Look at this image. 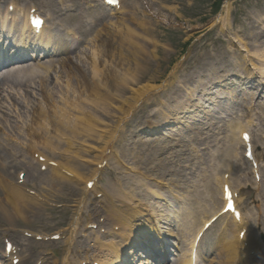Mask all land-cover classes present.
Instances as JSON below:
<instances>
[{
  "label": "rangeland",
  "instance_id": "1",
  "mask_svg": "<svg viewBox=\"0 0 264 264\" xmlns=\"http://www.w3.org/2000/svg\"><path fill=\"white\" fill-rule=\"evenodd\" d=\"M0 1L10 2L12 0ZM14 1L19 2L20 5L31 3L41 12L49 14L54 26L61 22L66 24V28L70 27L76 31L80 39L71 41L74 43L73 50L67 56L72 59L73 64H79L82 67L79 73L86 74L87 77L91 62L87 48L89 47L87 41L90 36L99 35L100 43L106 45L108 52L111 50L112 53H123V49L119 45L120 30L108 38L102 31V26L111 20V16L115 18V15L113 11L101 7L99 1L65 0V3L71 6L72 11L68 12L64 10L65 8L62 7L59 0ZM89 1L96 6L95 9H89ZM227 7H229V21L228 25L226 22L225 32H223L220 17L226 16L224 10ZM94 10L97 13L92 16L90 12ZM57 11L60 16L55 14ZM121 12L125 20L129 21L130 25L135 28V32L146 39L143 42L146 49L156 50L157 57L145 55L147 60L140 62L146 69L143 75L146 78L145 84L149 83L147 81L150 77H154L155 85L159 86L163 83L168 85L171 82V79L168 81L169 77L175 73L182 82L186 81L185 84L188 88H191L194 87L195 83H199V77L205 73V70L211 71L213 66H216L217 70L223 68L224 71H243L249 75V71H246V65L243 69L245 63L242 61V57L240 60V56L245 52H242L235 43L232 45L228 36L233 38L239 34L252 51L254 50L253 47L260 49L264 44V0H127V5ZM70 15H74L75 18L68 19ZM88 20L94 22L89 25ZM88 27L90 31L86 32ZM135 32L131 35L128 31L125 40L126 49L130 46V39H136ZM153 41L156 42L155 45ZM125 53L127 52L125 51ZM76 55L81 56L84 61L77 63ZM145 56L142 58L146 59ZM63 57L65 56L61 54L58 57L51 56L44 58L40 63L36 61L27 65L42 74L45 72L43 67L54 65L53 69L56 67V72L60 74L61 78H64L65 75L58 64V61L62 60ZM131 59L132 63L130 64L133 66L136 58L131 57ZM100 62L103 64L100 66L101 70L106 69V66L111 64V60L107 65L103 59ZM247 63L251 69L250 62ZM207 74L211 73L207 72ZM54 76H56L55 72L49 79L42 80L37 77L33 84L21 88L22 91L20 88L11 85L0 88V93L10 97L9 102H3L6 108L4 112L0 113L2 129L0 142L6 147L3 149L5 156L0 157V180L11 184H20L27 179L24 184L20 185H24L23 187L28 191V194L36 195L37 203H39V206H32L31 211L27 213L28 220L26 223L10 215L14 223L9 224L5 216L0 213V246L2 248L6 236V238L20 245V255L26 258L24 264L38 262L42 256L49 257L52 263L53 260H56L60 264L67 256L70 246L65 245L66 239L54 240L53 236L57 232L70 228L78 220V230L74 236L70 255L80 261L85 258L86 252H92L93 234L97 235L104 230L108 233L110 230L111 225L106 217L96 213L104 207V194L111 193L113 187L129 190L133 194L131 190L133 187L135 193L133 198L136 199L131 203L143 205L145 214H154L157 218L160 217L163 224L165 223L164 227L169 229L172 235L178 239L180 246L184 245L187 250L189 239L193 237V231L189 234V229L192 228V224L197 218L198 220L201 218L205 209H211L214 206L213 203L217 198L214 186L223 181L224 174L229 172L230 182L234 188L238 189V192H241L240 206L247 217H251L253 220L254 234L261 243L259 252L262 259L258 263L263 262L262 264H264V243L259 236V233H264L263 87L251 83V86L256 87L258 85V87L241 91L239 89L240 84H234L233 80H230L227 82L228 87L230 90L236 91L237 98L235 99L238 100L237 105H233V108L229 109V111H233L231 118L222 119V115L226 111L228 112L227 106H225L228 104L225 97L231 99L229 94L217 93L216 96L220 98L219 101L223 105L216 104L211 107L205 102L208 110L203 109L202 112H196V119L192 121L193 125H189L190 122L186 123V129H179V127L186 121V115L189 113H185V109L180 107L181 104H179L180 109L175 104H163L161 100L169 98V95L174 93L173 91L178 90L181 94L179 102L187 104L190 102V92L188 94L179 87L182 90L180 91L176 81L172 88L167 87L161 90L158 95L149 96L147 101L137 106L127 121L128 124L126 123L124 128L127 131L126 136L122 135L123 132L120 133L115 145L117 147L113 149L114 153L107 150L108 156L103 160V163L105 162L104 167L101 172L93 177L95 186L81 203L84 196L81 189L85 188V180L83 182H79V178L70 180L68 185H63V188L58 192V188L50 190L45 186L51 172L50 168L48 167L47 170L44 167L41 168L40 163L31 155L29 149V133L37 115L33 109L35 99L46 96L48 89L58 93L59 85L53 78ZM259 76L261 77V75ZM90 77L91 74L89 80ZM256 79L258 80V78ZM213 82L217 81L213 80ZM119 83H121V79H119ZM11 92H14L15 95ZM202 94L203 92L200 93L199 97ZM26 95L28 96L27 101L23 103V97ZM15 96H17L16 99ZM170 102L169 99L167 103ZM173 110H178L179 115H176L172 120L173 125L169 127V131L161 130L151 134L152 126L154 128L164 126L166 119L164 116L166 114L173 115L171 114ZM251 116L254 117L252 129L254 146L261 164L258 183L254 181L250 164H245L241 160L244 149H239L240 156L235 160L234 149L228 147L227 142L230 141L232 134L230 125L235 120H242L243 123H246V120ZM107 122H111L110 117L107 118ZM137 143L138 145H136ZM146 143L152 144L146 146L144 145ZM80 151L82 154L76 163L84 168L81 171L83 174L86 175L89 170L100 168L101 165L93 164L91 159L85 161V159L93 158L97 154L103 155L100 151ZM44 153L52 165L62 159L69 158L67 153L62 150H46ZM1 162H3V166ZM247 165H249V169H247ZM29 166L31 170L26 174V169ZM224 166L227 167L222 171ZM19 174H22L21 178ZM156 181H161L164 184L165 200L162 204L157 203V196L151 192V189H155L154 182ZM212 191L211 197H215V199L209 196ZM45 195H48L49 198L47 199ZM111 200L116 201L115 199ZM0 203L5 206L8 205V201L3 197L1 187ZM152 205H157L158 208H155L154 211ZM121 207L124 210L123 206ZM170 213H174L172 215L176 216H170V221H173V224L168 223L167 218H164V215H171ZM193 217L196 219L194 220ZM93 225L99 227L92 229ZM102 226L103 228H101ZM221 231L222 223L219 220L206 238L201 264H210L213 258H217L216 241ZM212 247L214 248L212 249ZM182 256L183 254L179 256L178 262Z\"/></svg>",
  "mask_w": 264,
  "mask_h": 264
},
{
  "label": "bare ground",
  "instance_id": "2",
  "mask_svg": "<svg viewBox=\"0 0 264 264\" xmlns=\"http://www.w3.org/2000/svg\"><path fill=\"white\" fill-rule=\"evenodd\" d=\"M118 1L120 7L119 9L121 11L126 7L127 2L126 0ZM29 5L30 3L21 7L16 2H9L6 4L0 1V28L2 29L0 32V40H2L4 34L8 33L10 37L12 35L19 36L18 39L20 42L18 45L19 47H23V50L27 49V47L41 46L45 48L44 52H47L48 49H52L53 53L59 52L62 56H65L62 60L58 61V64L65 75L64 78H61L58 73L56 74V77L54 76L56 83L59 84L58 93L48 89L46 96L35 99L33 109L36 111L37 115L36 119L33 121L31 132L29 133L32 137L31 139L29 136V148L32 153H39L38 151L41 148H43L42 150L50 151L54 149L62 150L67 153L69 158L58 161L57 166L50 169L51 172L45 186L50 188V190L58 188V192L63 188V185H68L70 180H77L78 178L79 182H83L85 180V188L81 189L84 195L81 199V203L91 192L88 184L94 180V175L101 172L102 169L98 167L95 170H89L86 175L83 174L81 171L84 168L76 163V160L79 159V156L82 154L80 150H86V152L94 150L100 151L103 155L100 156L97 154L93 158L85 159V161H90L91 159L93 164L97 163L99 166L102 165L103 160L108 156L107 150H111L110 153H114L113 149L117 147L115 145L120 133L123 132L122 135L126 136L127 131L124 127L126 126L132 111H135L138 105L147 101L149 96H153L155 94L158 95L161 90L166 89L167 87L172 88L176 81L179 85L177 86L178 88L180 87L182 90L184 89L188 94L190 92L191 94H189V97L191 98L190 102L187 104L179 102L181 94L178 90L176 92L173 91L174 93L169 95V98L164 94L167 98H163L165 101L162 100V102L166 105L175 104L177 105V108L181 107L185 109V113H189L186 115V121H184L182 123L183 125L179 127V129H186V123L190 122L189 125H193L192 121H195L196 119V112H202L203 109H205V111L208 110V107H206L207 104L211 107L216 104L219 106L223 105L219 101L220 98L216 96L217 93L224 92L226 95L229 94L231 99H227L225 97L226 102L228 103L225 105L227 106L226 108L228 109V112L226 111L224 115H222V119L225 120L231 118L230 116H232L233 111H229V109L233 108V105L236 106L238 100L235 99L237 98V95H235L236 91L230 90V87H228L229 84H227V82L230 80H233L234 84L239 83L241 88L245 91L246 87L251 88V86L248 85V82L252 83L253 81H257L255 78L256 73L259 72V74L264 77V44L260 49H255L253 47L254 50L252 51L247 47L244 40L238 34L236 37L232 38L228 36V38L231 40L232 45L235 43V45H237L242 52H245V54L242 53V56H240V60L242 57V61L245 63L243 69L245 68V65L247 66V62H250L253 66V68H251L252 71L250 70V76L243 71H224L223 68H218L217 70L216 66H213L211 71L205 70V73L199 77V83H195L194 87L191 88H188L187 84H185L186 81L182 82L181 78L177 77L175 73H172L173 76L171 77V82H169L168 85L165 83L159 86L155 85L154 82H156V80L154 77H150L147 81L149 83L145 84L146 78L143 75L146 69L140 64V62L147 60L145 55H148V57H157L156 50L146 49L143 44L146 39L142 35L135 32V28H133L130 25V22L125 20L123 17V13L120 15L117 12L114 19L111 18V20H108L107 23L102 26V31L108 38L120 30L119 45L120 48L123 49V53H112L113 51L111 50L108 52L106 45L102 42L100 43L101 38L99 35H93V38L90 40L88 45L89 47H87L89 51L88 57L91 60L87 77L86 74L79 73L82 67L79 64H73L72 59L67 56L71 50H73L72 46L74 43H71L70 41L76 40L77 34L71 33V29L66 28V24L61 22L55 25L54 28L48 29V25L52 23L46 22L42 32L34 35L33 31L28 27L27 20L31 11L35 9V6ZM10 6L13 7L12 11L9 10ZM90 7L94 8L95 6L90 5ZM107 8L112 11L117 10H114V8L111 7ZM224 11L226 12V16L220 17L223 32H225L224 28L226 26V22L228 25L229 21V7H227ZM90 13L94 16L97 11L94 10ZM71 17L75 18L74 15H70L68 19ZM88 31H90L89 27L86 32ZM128 31L131 35L135 32L134 36H136V41L134 39H130V46L126 49L125 40L127 39ZM153 44L155 45L156 42L153 41ZM125 51L127 53H125ZM142 56H145L146 59L142 58ZM5 57H8L7 53L4 54V58ZM76 57L77 63L84 61L81 56L76 55ZM131 57L136 58V62L133 66L130 64L132 63ZM40 59V56L36 57V60ZM101 59L105 60L106 65L109 63V60H111V64L108 65L109 70L107 66L106 69L101 70L100 66L103 65L100 62ZM53 66L54 65H47L44 67V70L47 73L46 76L34 69H31V71L27 73L29 71V67L19 69L14 68L12 72H7V74L3 75L1 81L6 83L10 75L14 74L16 77H19L17 81L25 83L22 86L19 83L20 87H28L33 84L34 77H38L42 80L52 77V74L56 72L54 71ZM246 71H248V68ZM207 72H210L211 74H207ZM21 73L24 74L21 75ZM90 74L91 77L89 80ZM119 79H121V83H119ZM213 80L217 82L212 83ZM181 89L180 91H182ZM201 92H203V94L199 97ZM12 94L15 95V93ZM27 97V95L23 97V101H26ZM8 99H10V97H7V100ZM169 99L173 102L167 103ZM205 102H207V104ZM1 108L0 113L4 112L6 107L3 105ZM51 113L53 114L52 116L50 115ZM171 114L173 115L166 114L164 116L166 119L164 120L163 127L166 131L169 130V127H172V120L174 117L179 115L178 110H173ZM108 117L111 118V122H107ZM253 125L254 120L252 119L248 121V125H243L241 121L235 120V122L230 125L232 134L230 136V141H227L228 147L233 149L235 147H243L244 142L242 140V136L244 133H248L246 129L252 127ZM178 141L181 140L178 139ZM149 144L152 143H146L144 145L148 146ZM0 145V157H3L5 156V151L3 149L6 147L3 146L1 142ZM136 145H138V143ZM39 157L45 158L41 150ZM255 158L256 155L254 156V159ZM256 160H258V157L255 161ZM48 162L49 159L48 161L46 159L44 163H41V166L48 165ZM1 165L3 166V162H1ZM226 167L227 166H224L222 171H224ZM27 170L30 171L31 167L29 166ZM225 185L226 184L223 182L218 189H216L215 196L220 195V201L214 203L216 206L213 211L209 210V213H211L210 217L207 216L208 218L206 217L202 219L201 226H203L197 234L202 231L208 220L214 216L220 217L226 225V232L224 234L223 241L217 242V258H213L210 264H253L256 259H259V256L253 255L255 251L259 254V250L261 248L260 244L252 237V229L249 230L248 221L244 215H241L240 219H237L233 215L229 214L223 215L222 211L226 207L227 203L224 198ZM0 187L2 189L4 199L10 204V208H6L4 204L0 203V213L5 216L10 224L14 223L12 219V217L15 218L14 216H18V219H21L26 223L28 220L27 213L31 211L30 209L33 208L32 206H39L37 199L28 194L24 190L23 185H18V183L11 184L4 180H0ZM154 187L155 189H151V192L157 196V200L163 201L164 191L156 186ZM113 188L114 189L111 193H106V195L104 194V207L99 209L101 211H96V213L102 216L104 215L108 219L113 236L116 237L119 234L120 240L115 243L114 238H110L111 231L109 232L108 238H102L100 235H96L94 244L92 245L93 250L91 253L87 252L84 260L89 261V264H151V261L145 256V251H148V249H143L138 243V236H142L143 239L146 240L149 238V234H153V238L156 239L157 242L154 244L148 242L149 244L147 245L151 250H153V246L156 247V249H160L161 253L159 250L154 251H157L161 257H164L169 249V246L168 244H165V241L168 243L170 241H168V238L174 239L175 236L172 235V232H170L169 229L164 227L165 223L163 224L160 217H158V221L155 222L154 219H149L146 217V214L142 212L145 208L143 205H133L131 203L134 199H136L133 198L135 194L133 187L131 189L133 194L128 189V191H126L125 189H119L116 187ZM212 193L213 191L210 193V197L212 196ZM233 193L235 195V192ZM45 197L47 199L49 198L48 195H45ZM211 198L215 199V197ZM111 199H115L116 201H111ZM236 202L237 205H240L241 199H239L238 196L236 197ZM121 206H123L124 210H122ZM151 207L154 211L155 208H158L157 205H152ZM170 214L171 215H164V218H167L168 223L173 224L174 222L170 221V216H176L172 215L174 213ZM193 218L194 220L196 219L195 217ZM175 222L177 221L175 220ZM77 225L78 223L75 222L71 228H69L68 232L61 233V235H66L67 243H65V245L68 244L70 247L72 246ZM198 226L199 220L197 218L192 224V228L189 229V234L192 233V231L193 234H195V230ZM116 227L119 228L118 231H116ZM243 231L246 232L243 239H241L240 234ZM193 234L192 236H194ZM196 238L197 237L195 236L191 243L190 253L187 251L182 264H192L191 252L195 249ZM169 244H173L171 249H176L178 252V248L180 247L178 239L175 238ZM202 245L203 247L200 248V253L197 252V255L199 253V258H201L204 254L206 240L205 242L203 241ZM127 247L130 248L129 252L124 253V250ZM70 249L71 248H69V250ZM173 251L174 250H172V252ZM152 254L154 253L152 252ZM5 255L9 257L6 254V251ZM9 258L14 260L17 257L16 255H11ZM24 260L25 259L20 258V263L22 264ZM40 261V264H50V260H48L47 257H42ZM82 261L83 260L79 262V259L74 261V258L67 256L66 262L60 264H78V262L79 264H83ZM52 264H58V262L54 261Z\"/></svg>",
  "mask_w": 264,
  "mask_h": 264
}]
</instances>
